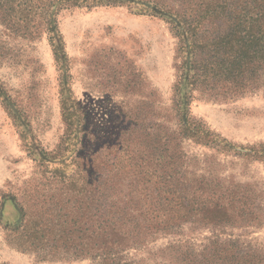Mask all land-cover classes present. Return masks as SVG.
<instances>
[{"label": "rangeland", "instance_id": "1", "mask_svg": "<svg viewBox=\"0 0 264 264\" xmlns=\"http://www.w3.org/2000/svg\"><path fill=\"white\" fill-rule=\"evenodd\" d=\"M31 27L32 37H23L0 22V263L93 264L65 250L55 253L61 258L41 260L45 252L16 248L21 207L42 238L57 239L65 231L72 233L70 242L84 243L87 200L82 181L71 191L65 179L74 169L70 147L63 160L41 158L51 157L67 135L63 88L83 117L81 163L146 166L153 149L161 150L164 131L174 130L169 109L184 57L169 19L143 1L96 5L77 0L56 13L54 34L36 20ZM55 46L65 55L60 62ZM188 113L233 145H264V90L232 100L195 93ZM182 147L201 173L210 170L223 180L255 187L262 222L227 228L222 238L264 251V163L191 142ZM183 230L187 235L180 241L157 238L147 249L132 250L129 258L136 264H167L159 250L169 243L188 242L200 249L212 235L210 229Z\"/></svg>", "mask_w": 264, "mask_h": 264}, {"label": "trees", "instance_id": "2", "mask_svg": "<svg viewBox=\"0 0 264 264\" xmlns=\"http://www.w3.org/2000/svg\"><path fill=\"white\" fill-rule=\"evenodd\" d=\"M73 1L77 0H0V22H7L23 37H32L31 22L36 20L54 34L56 13ZM92 1L96 5L124 1L155 4L173 25L184 57L169 109L174 130L169 127L164 131L161 150L153 149L149 165L88 166L80 162L84 153L83 117L63 88L61 113L67 135L51 157L43 154L41 158L63 160V152L70 147L74 169L65 179L71 191L82 181L87 200L81 237L84 243L70 242L72 233L65 231L57 239L42 238L21 207L16 248L45 252L41 260L61 258L55 253L65 250L74 259H89L93 264H136L129 258L132 250L147 249L157 238L180 241L187 235L183 228L190 227V232L210 229L212 235L200 249L188 242L169 243L159 250L167 264H264L262 249L222 238L227 228L262 222L255 187L223 180L210 170L201 173L198 163L182 147L184 142H191L264 163V145H233L188 113L195 93L232 100L264 90V0ZM54 50L56 60H63L61 48L55 46ZM53 174L57 176L58 171Z\"/></svg>", "mask_w": 264, "mask_h": 264}]
</instances>
